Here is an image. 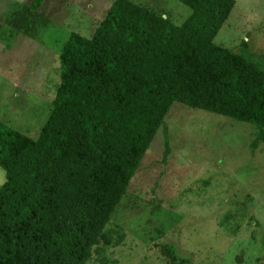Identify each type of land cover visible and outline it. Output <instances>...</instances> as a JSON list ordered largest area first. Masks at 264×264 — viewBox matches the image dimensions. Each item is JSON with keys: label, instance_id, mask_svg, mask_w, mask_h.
<instances>
[{"label": "trees", "instance_id": "obj_1", "mask_svg": "<svg viewBox=\"0 0 264 264\" xmlns=\"http://www.w3.org/2000/svg\"><path fill=\"white\" fill-rule=\"evenodd\" d=\"M180 1L192 11L177 25L114 0L92 37L64 44L39 136L0 123V264H84L174 102L253 124L252 148L264 142V70L214 41L236 0Z\"/></svg>", "mask_w": 264, "mask_h": 264}, {"label": "rangeland", "instance_id": "obj_2", "mask_svg": "<svg viewBox=\"0 0 264 264\" xmlns=\"http://www.w3.org/2000/svg\"><path fill=\"white\" fill-rule=\"evenodd\" d=\"M113 1L0 0V123L39 136L64 44L73 32L92 37ZM131 1L177 25L192 11L180 0ZM214 41L264 70V0H236ZM255 133L223 113L172 103L84 264H167L161 242L194 264H264V142L252 148Z\"/></svg>", "mask_w": 264, "mask_h": 264}]
</instances>
